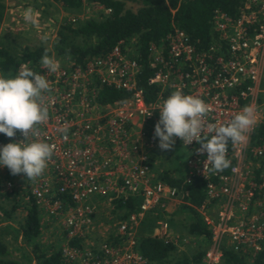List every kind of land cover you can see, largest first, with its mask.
<instances>
[{
	"label": "built area",
	"instance_id": "obj_1",
	"mask_svg": "<svg viewBox=\"0 0 264 264\" xmlns=\"http://www.w3.org/2000/svg\"><path fill=\"white\" fill-rule=\"evenodd\" d=\"M105 10L109 13V10ZM251 26H256V30L252 33L250 32ZM213 29L217 35L216 41L207 51L197 52L194 46L188 43L187 36L182 31H176L169 38L167 53L164 46L151 48V66L157 71L149 82L159 88L158 96L151 103L144 101L141 90L137 89L135 84V75L140 70V66L137 60L127 54V51L122 50L121 43L105 55L89 61L82 67L84 69L74 66L77 65L74 63L73 70L78 74L96 73L102 76L99 89L96 93L93 92L97 102L98 93L104 84L134 91L131 99L116 104L115 107L127 105L134 108L135 114L142 117L146 127L144 132L146 135L145 147L160 149L158 147L159 138H154L155 125L160 119L159 108L163 101L177 88L182 89L186 95L197 96L204 100L210 108L205 117L206 124L217 125L230 122L244 106L251 105L254 107L260 94H264L259 87L262 67H264V0H242L240 15L235 19L217 13ZM23 65L28 68L31 66L27 63H23ZM34 67V72L43 76L47 72V69L41 65H34ZM67 76V72L63 70L60 71L56 79L47 78L52 88L50 93L57 90L56 87L64 85ZM66 94L69 96V98L66 97L69 99L67 101L72 104L70 107L67 105L65 109L55 96L50 100L48 96L47 100L49 101L46 100L49 110L53 109L56 115L53 129L56 132L60 131L59 142H55L50 133L43 137L41 133L39 138L55 145L53 156L58 157L60 163L61 159H65L67 169L64 172L59 171L57 179L46 178L41 184H31V190L38 201H45L46 197L52 193L64 192L71 196L73 200L71 206L79 205L90 195L102 193L99 185L101 178L113 179L116 174L121 177L120 184H114L115 194L107 196L109 202L116 198L127 199L132 197L139 200L140 210L146 212L155 208L161 201L181 199V195L175 187L162 182L157 176L151 180L150 165L146 154L126 173L118 174L110 172L109 169L111 168H106L110 157L106 158L108 161H101L100 155L96 154L93 149L85 148L78 151L68 148L67 144H84L83 135L89 130L93 129L95 135L100 134V125L104 119L100 117L96 123H92L91 112L87 108L84 111L89 116L86 121H80L79 115H74V112L79 108L73 97L75 93ZM110 106L112 105H101L98 102L99 108ZM65 110L67 111L65 112ZM149 113L151 114L148 115ZM114 114L115 116H112L107 122L106 129L109 142L118 146L119 143H125L123 140L126 137L124 127L129 123L124 117L118 116L117 113ZM262 118L264 115L257 119L248 131L246 142L236 145L229 142L227 158L231 161V166L228 168L227 174H225V170L218 173L208 170L211 165L205 166L207 153L201 154L198 151L201 147L200 144L193 141L189 145H184L180 138L174 137L175 144L173 147H181L187 153L185 174L187 176L197 175L206 180V200L198 209H205L209 203L215 201L222 205L215 220L202 218L210 231V238L207 240V248L204 250L199 264H223V250L225 248H231L236 252L240 250L254 254L264 247V214L261 213L260 220L251 218L253 215L252 206H257L264 211V166H261V159L258 158L264 156V150L253 147L250 141L254 126ZM47 122L50 120L48 119ZM62 128L67 129L66 134L61 131ZM16 135L20 137L21 141L24 139L19 131L16 132ZM1 137L10 138L3 133H0ZM113 156H115V152ZM256 158H258L257 161H255ZM50 162L51 160L48 164ZM101 162L108 163L103 167L102 165L98 167ZM260 167L262 172L260 181L257 183L254 181V169H261ZM53 206V213L62 212L60 202H54ZM236 210L242 215L238 225L234 220L236 219ZM83 213L91 216L93 212L90 207L85 206ZM78 216L81 218L82 212H79ZM73 218L72 216L70 219ZM134 219L133 214L130 220L133 222ZM68 224L71 228L76 226L72 220H69ZM158 228L156 237L169 239L168 224L166 222L161 223ZM126 231V225H121V235ZM69 235H74V233L69 231ZM226 239L231 242L229 246L226 245ZM130 244L132 246L131 251L120 258L121 264H146V261L135 248V239L131 240ZM110 249L112 250L106 245L97 249V251H104L105 254L98 256L93 250L88 249L83 253L84 260L82 263L104 264L103 259L110 255ZM64 251L65 259L68 257L73 259V255L77 253L76 250L67 247ZM113 264H119V262Z\"/></svg>",
	"mask_w": 264,
	"mask_h": 264
},
{
	"label": "rangeland",
	"instance_id": "obj_2",
	"mask_svg": "<svg viewBox=\"0 0 264 264\" xmlns=\"http://www.w3.org/2000/svg\"><path fill=\"white\" fill-rule=\"evenodd\" d=\"M125 3L126 7L132 11H136L140 6L139 3L131 0H125ZM28 8L33 9L37 19L36 25L26 23L23 19L24 10ZM107 14L108 13L102 6L96 5L89 0H82L80 6L73 8H66L62 0H0V44L4 45L11 54L19 57V59H21L20 57L23 55L25 47L33 49L40 45L45 46L50 50L48 55L54 57L60 64L57 72L53 73L47 70L44 75L45 78L56 79L60 71L63 70L68 74L64 85L58 86L56 87L58 88L57 90H54L48 95L46 94L47 97L49 96V100L55 96L65 109L67 105V107H70L72 104L67 101L69 100V96L66 93H75L73 97L79 108L74 112V115L78 114V118L81 119L80 121H86L89 116L84 111L87 108L90 109L89 112H91L90 116L92 123H96V120L100 117L104 119L103 123L100 125V134L95 135L93 129L89 130L83 135L84 144L71 143L66 145L68 148L78 151L84 150L85 148L93 149L96 154L100 155L101 161H106V158L110 157L109 163L101 162L98 167L101 165L103 167L108 163L106 168H111L109 169L110 172H116L118 174L126 173L129 168L133 167L135 163H138L142 156L146 154L150 165L151 180H154L162 170H171L176 175H184L187 170L186 150L181 147H172L171 150L162 151L157 148L145 147L146 135L144 132L146 127L144 126L142 117L135 114L134 108L128 107L127 105H120V107L112 105L107 108H99L93 92L96 93L99 89L102 76L96 73H88L86 75L76 73L73 70L74 62L71 58L68 57V55L57 54L54 50V45L58 43V33L62 30L64 25L73 23L74 26L76 23L86 20H101ZM45 36L47 37L46 41L43 39ZM131 45L132 42L130 41L126 49L129 56L135 53ZM93 59L74 66H79L80 69H84L82 67ZM22 66L23 64L12 74L13 77L19 73ZM31 66L29 69L34 71V65ZM259 87L261 91L264 92V67H262ZM66 97L68 98L66 99ZM258 98V101H255V106L253 107L255 120L264 115V94H260ZM66 111L67 110H65V112ZM114 113L124 117L128 120L127 123H129L124 127L126 137L123 140L125 143H119L118 146H114L109 142V135L106 129L107 122L112 116H115ZM55 119V112L53 109L49 110L50 122L45 123V125H39L38 127L42 133V137L50 133L53 135V140L58 143L60 131L58 130L56 132L53 129L56 122ZM129 121L133 122L130 123ZM0 141V148H2L8 143L20 142L21 140L18 135H15L9 139L1 137ZM134 146L136 147L134 148ZM114 152L115 156H113ZM65 169H67L65 159H61L60 163L59 158L52 155L51 162L48 164L44 173L33 181L26 179L23 173L12 175L6 166H0V187H2L0 194L5 193L6 190L4 188L11 189L12 187L14 191L17 192L16 195L12 197L19 200V198L23 197L25 194L28 186H31V184H41L46 178L57 179L59 171L64 172ZM120 179L121 177L117 176V174L113 179L105 180L101 178L99 185L101 186L102 193L90 195L79 205L71 206L65 204L66 206L62 207V212L59 213H53V204H49L46 201L40 202V207H43L41 214L45 224H47L46 230H44L40 236L43 250H48L50 247L55 249H58V247H66L67 241H65L64 238L66 236H64V232L66 231H68V233L71 231L74 234H81L83 236V249L73 255V259L68 257L64 259V262H66V264H83L84 251L89 248L101 249L104 247L105 243L113 244L114 236L118 234L120 235L119 239L121 241L116 242L115 246H110L112 248V250L110 249V255L104 258L103 262L104 264H113L117 262L121 264L120 258H123L125 254L131 251V240L136 239L138 236L156 237L157 231L159 230L158 225L164 222L168 224L169 240L176 246V250L171 255L172 259L190 257L193 253L204 251L207 248L208 243L206 239L187 233L188 226L191 223V214L183 207V202L180 198L161 201L155 208L149 211L134 213L135 219L132 222L130 217L133 214H129L130 217H127L128 215H125L127 210L117 207L116 200L119 198L111 202L107 200V196L115 194L113 190L114 184H120ZM14 198L7 199L0 195V205L6 206L10 201L14 202ZM24 198L25 197H23V200H25ZM85 206L90 207L93 212L91 215L93 216L83 213ZM221 206L219 202L215 201L209 203L205 209H197V212L203 219L209 218L215 220ZM234 209L236 208L234 207ZM21 210L16 211V219H8L6 221H11L15 224L20 220L17 218L21 217ZM79 212H82L81 218L78 216ZM251 212L253 215L250 217L259 220L261 218L259 217L261 213L264 214V211L257 206H252ZM47 214H52L54 218H48ZM72 216L74 218L70 219ZM241 216V213L236 210V219H234L237 223L236 225L239 224V218H242ZM69 220L76 223L74 228L68 226ZM121 225H126L127 227L126 233L122 235L120 233ZM3 228L6 231L5 234H7L1 235L2 237H0L8 245L10 257L17 259L23 264H36L35 260L25 257L27 254L24 249L32 253V248L22 241L21 235L17 234V231L15 229L13 230L11 226L8 227L5 225ZM3 237H7V239L5 238L4 240ZM230 243L231 242L226 239V245L229 246Z\"/></svg>",
	"mask_w": 264,
	"mask_h": 264
},
{
	"label": "trees",
	"instance_id": "obj_3",
	"mask_svg": "<svg viewBox=\"0 0 264 264\" xmlns=\"http://www.w3.org/2000/svg\"><path fill=\"white\" fill-rule=\"evenodd\" d=\"M81 1L62 0V3L66 8H73L80 6ZM89 1L109 10V13L101 20H86L74 26L73 23L64 25L58 33V43L54 45V50L57 54L68 55L78 65L105 55L120 43L122 50L126 52L127 44L131 41V48L135 51L131 57L137 60L140 66V70L135 75V84L137 89L141 90L146 103L153 102L159 93V88L149 82L157 71L151 66V48L164 46L167 53L169 38L176 31H182L187 36L188 43L194 46L197 52L207 51L214 45L217 37L213 29L216 14L222 13L235 19L240 15L242 5V0H131L140 4L136 11H132L126 7L125 0ZM255 30L256 26H251L250 32ZM45 50L49 54L50 50L43 45L33 49L25 47L19 59L0 44V72L5 76L12 75L23 63L38 66ZM133 94L132 90L104 84L100 88L97 99L101 105H116L128 101ZM250 141L253 147L264 150V118L254 126ZM258 158L261 159V166H264V156ZM261 172L262 168L254 169V181L257 183L260 181ZM227 173L228 169H225V174ZM157 176L162 182L179 191L183 207L191 214L187 233L209 240L210 231L197 212L206 200V180L197 175H176L171 170H162ZM4 189L5 193L0 195L7 199L14 198L12 196L17 193L12 187ZM1 190L2 187H0ZM23 197L19 200L14 198L15 201H10L6 206L0 205V221L16 219V211L22 209V215L17 218L20 220L15 223L16 225L7 221V226L15 229L21 235L22 241L31 246L32 253L24 249L26 258L35 260L36 264H65L66 247L77 252L83 249V236L69 235L66 231L64 232L66 247H58V249L50 247L48 250H43L40 236L47 227L41 214L43 207H40V201L33 194L30 186L27 187ZM45 201L49 204L58 201L61 207L66 206L65 204H73L71 196L64 192L52 193L46 197ZM116 202L118 208L127 210L125 214L128 215L127 217H130L129 214L141 211L139 200L132 197L120 198ZM47 215L48 218H54L52 214ZM119 238L120 235L117 234L114 236L113 244L105 243L104 245L109 248L115 246L116 242L121 241ZM135 242V248L146 264H199L204 254V251H201L193 253L190 257L174 260L171 255L176 250V246L169 239L138 236ZM89 249L93 250L96 256L105 255L104 251ZM0 264H23L10 257L9 247L1 237ZM223 264H264V247L254 254L225 248Z\"/></svg>",
	"mask_w": 264,
	"mask_h": 264
},
{
	"label": "clouds",
	"instance_id": "obj_4",
	"mask_svg": "<svg viewBox=\"0 0 264 264\" xmlns=\"http://www.w3.org/2000/svg\"><path fill=\"white\" fill-rule=\"evenodd\" d=\"M23 19L26 23L37 24L31 8L24 10ZM43 39L46 41L47 37ZM40 64L53 73L60 67L47 50ZM51 91L45 76L26 65L14 77L0 74V133L14 137L19 131L24 137L20 142L0 148V166H6L12 175L23 173L26 179L34 181L44 173L52 158L55 145L39 138L41 132L38 127L49 119L46 94ZM159 110L160 119L154 130V138H159L158 147L162 151L171 150L175 144L174 137L180 138L184 145L195 141L201 145L198 151L207 153L205 166L210 164L208 170L213 173L223 172L231 166L227 158L229 142L233 145L246 142L247 133L256 122L254 108L248 105L227 124H206L209 105L197 96L184 94L180 88L163 101ZM61 131L66 134L67 129L62 128Z\"/></svg>",
	"mask_w": 264,
	"mask_h": 264
},
{
	"label": "crops",
	"instance_id": "obj_5",
	"mask_svg": "<svg viewBox=\"0 0 264 264\" xmlns=\"http://www.w3.org/2000/svg\"><path fill=\"white\" fill-rule=\"evenodd\" d=\"M7 223H8V222H7L6 220H5V221L2 220V221H0V226H3V227H4L5 225H7ZM13 226H14V225H13ZM3 227H0V236H1V235H4L5 232H6L5 229H4ZM6 234H7V233H6ZM6 234H5V235H6ZM17 234H18V233H17ZM19 235H20V234H19ZM1 237H2V236H1ZM19 237H20V236H19ZM5 238L7 239V237H3L4 240H5Z\"/></svg>",
	"mask_w": 264,
	"mask_h": 264
}]
</instances>
